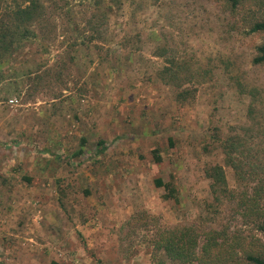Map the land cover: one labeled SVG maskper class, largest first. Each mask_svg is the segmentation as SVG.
<instances>
[{
  "label": "rangeland",
  "instance_id": "obj_1",
  "mask_svg": "<svg viewBox=\"0 0 264 264\" xmlns=\"http://www.w3.org/2000/svg\"><path fill=\"white\" fill-rule=\"evenodd\" d=\"M42 1L50 26L2 65L0 264H176L152 256V234L212 224L207 166L235 185L212 133H264V31L249 30L264 0H126L107 15L96 0ZM231 207L214 225L264 243Z\"/></svg>",
  "mask_w": 264,
  "mask_h": 264
},
{
  "label": "trees",
  "instance_id": "obj_2",
  "mask_svg": "<svg viewBox=\"0 0 264 264\" xmlns=\"http://www.w3.org/2000/svg\"><path fill=\"white\" fill-rule=\"evenodd\" d=\"M125 1L96 0L95 6L104 4L106 10L101 11L100 15H107L112 7L121 8ZM132 1L135 0H130ZM229 2L233 10L241 4V0ZM69 5L65 0L64 6ZM45 15L49 13L42 0H14L13 4L0 8V79L4 72L2 65L9 60L15 48L36 37L33 26L37 24L41 29L50 26ZM249 30L264 31V18L252 19ZM256 49L258 54L253 56L252 63H263L264 43L257 45ZM162 72L177 79V70L172 69L171 65ZM36 78L39 79L40 75ZM238 84L241 91L246 90L242 84ZM181 95L183 91L179 94ZM251 100L256 102L257 99ZM256 107L251 103L248 112L250 120L261 128L260 121H257L259 116H256ZM250 130L255 132L254 128L248 127L244 134L234 133L222 137L217 129L212 133V143L223 152L224 163L233 170L235 185L228 184L223 166H207L204 173L210 180V196L215 202L214 205L210 204L212 219H209L212 224L207 227L197 223L176 224L171 228H158L149 240L154 258H158L162 253L170 262L176 264H264V243L256 233L247 234L232 230L228 224L218 227L213 223L215 216L219 214L218 207L225 200L234 204L235 207H231L234 214L243 209L242 215L250 217L247 222L253 225L254 232H264V133L255 132L254 138L262 136V142H254L253 145L248 143L247 146L246 135ZM98 143L103 144V140ZM104 148L102 146L100 150L103 151ZM153 152L155 154V150ZM154 159L159 161V155L155 154ZM154 184L164 188L162 197H175V188L170 181L155 178Z\"/></svg>",
  "mask_w": 264,
  "mask_h": 264
}]
</instances>
